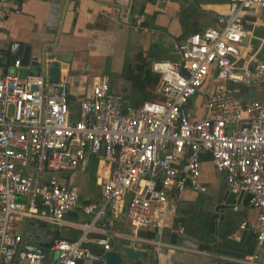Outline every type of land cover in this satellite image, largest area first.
<instances>
[{
	"label": "built area",
	"instance_id": "2783aa9c",
	"mask_svg": "<svg viewBox=\"0 0 264 264\" xmlns=\"http://www.w3.org/2000/svg\"><path fill=\"white\" fill-rule=\"evenodd\" d=\"M9 1L0 0V19ZM217 20L215 27L173 40L170 59L152 62L159 97L125 104L102 73L92 78L77 119L68 106L66 74L52 82L20 73L19 59L13 60L0 75V264L13 260L22 238L12 222L22 216L60 227L69 211L92 215L73 224L81 230L77 239L54 241L57 264L97 259L86 244L105 251L112 239L126 238L112 229L108 215L124 216L134 232L160 229L175 211L176 193L206 191L199 180L205 155L225 173L233 195L247 196L257 213V244L264 247V99L243 98L251 87L264 90V0H229ZM131 27L147 30L139 17ZM87 153L108 167L96 178L95 210L57 180ZM43 173L50 174L45 182ZM93 231L101 235L92 237ZM18 259L44 264L37 252L20 251Z\"/></svg>",
	"mask_w": 264,
	"mask_h": 264
},
{
	"label": "crops",
	"instance_id": "0c3cea01",
	"mask_svg": "<svg viewBox=\"0 0 264 264\" xmlns=\"http://www.w3.org/2000/svg\"><path fill=\"white\" fill-rule=\"evenodd\" d=\"M228 2L69 0L67 4L66 0H10L0 19V50L17 41L32 44L34 53L44 47L46 51L57 49L66 54L77 77L74 80V76H66L70 81L69 110L71 117L77 119L78 105L89 90L92 78L108 71L111 72V91L121 93L125 104L141 102L128 74L134 55L150 54L154 60L171 57L163 48L170 50L173 40L183 30L215 27L217 16L228 9ZM118 7L122 11L117 16ZM123 11H127V15ZM138 17L147 30L132 29L131 24ZM0 61H5L1 51ZM12 62L13 59L10 70ZM134 66L136 70L143 67L141 63ZM19 72L33 70L21 66ZM62 72L65 74V70ZM104 170H108L106 163L87 153L75 169L58 174L57 180L77 191L82 206L93 205L95 210L100 204L96 178L104 174ZM48 176L40 181L45 182ZM199 180L206 191L187 187L176 193L175 211L165 216L160 229L150 226L134 232L124 216L108 215L112 229L126 236L116 240L144 251L149 264L156 261L159 264H244L246 259H253L256 264L264 263V247L257 244L255 236L257 213L247 204V196L233 195L229 191L225 173L215 169L209 155L201 160ZM74 211L77 216L65 215V223L60 227L34 217L25 220L26 216L13 220L12 226L20 233L25 230V241L30 240L33 231L48 234L53 229L59 230L56 239L75 240L81 230L73 224L91 221L92 215L81 209ZM94 225L102 228L103 223L97 221ZM134 233L136 239L131 238ZM90 235L98 237L101 232L93 231ZM85 246L97 257L104 252L92 243ZM15 264H25V261L17 259ZM48 264L57 262L50 257ZM84 264H89V260Z\"/></svg>",
	"mask_w": 264,
	"mask_h": 264
},
{
	"label": "water",
	"instance_id": "95a60500",
	"mask_svg": "<svg viewBox=\"0 0 264 264\" xmlns=\"http://www.w3.org/2000/svg\"><path fill=\"white\" fill-rule=\"evenodd\" d=\"M75 2V0H73ZM165 0H162L164 2ZM161 2V1H160ZM69 3V0H66ZM161 4V3H160ZM117 9V16L120 14L121 8ZM123 14L127 15V11H123ZM250 27H248L249 29ZM248 35L244 38V42L247 41ZM7 48L1 49L2 56L5 58L4 62L0 61V75L6 74L10 71V60L19 59L22 67L31 68L33 72L41 75L43 78L47 77L49 81L56 82L60 79L62 70H65L66 76H74V80H77L72 65L70 64V58L57 49L52 51H46L45 48H41L38 53L33 52L32 44H23L21 42L13 41L6 45ZM55 47V45L53 46ZM136 68H141V66ZM70 87V81L66 80V93L68 95ZM121 94V93H120ZM67 158L64 157V160ZM32 180L35 179V170H32ZM47 172V171H46ZM28 196L25 210L28 209ZM67 216H77L76 211H69ZM27 220V217H24ZM25 230L21 232V241L18 244L15 255L11 264H15L18 259L20 251L37 252L44 255V264H48L51 259L56 262L58 251H51V247L54 244L55 239L59 236V230L53 229L50 233H39L36 231L31 232V238L25 241ZM86 259H78L76 264H84ZM89 260V264H149L147 262L146 253L139 250L135 246L129 245L124 241L118 242L116 239L110 241V249L105 250L102 255L97 259ZM155 264H159L158 261Z\"/></svg>",
	"mask_w": 264,
	"mask_h": 264
},
{
	"label": "trees",
	"instance_id": "16d2710c",
	"mask_svg": "<svg viewBox=\"0 0 264 264\" xmlns=\"http://www.w3.org/2000/svg\"><path fill=\"white\" fill-rule=\"evenodd\" d=\"M203 31V30H201ZM200 32L198 29H187L183 30L180 35L177 36V40L184 38L186 35ZM167 58V57H166ZM163 58L162 60H165ZM171 58V57H169ZM154 61V56L142 53L134 55L133 63L129 69V77L133 80V85L135 87L136 93L141 97L140 101L143 100H153L160 95L156 92V87L159 81V75L152 71L151 64ZM141 63L143 65L142 69L136 70L135 64Z\"/></svg>",
	"mask_w": 264,
	"mask_h": 264
},
{
	"label": "rangeland",
	"instance_id": "374dc122",
	"mask_svg": "<svg viewBox=\"0 0 264 264\" xmlns=\"http://www.w3.org/2000/svg\"><path fill=\"white\" fill-rule=\"evenodd\" d=\"M258 32V31H257ZM163 51H167L169 53V55H171L170 50L163 48ZM166 58V57H165ZM170 59L169 57L166 58V60ZM111 72L108 71L107 75L110 78ZM244 99H256V100H262L264 99V90L262 89V87H251L249 89V91L243 96ZM49 174L48 173H43L42 176L43 177H47Z\"/></svg>",
	"mask_w": 264,
	"mask_h": 264
},
{
	"label": "bare ground",
	"instance_id": "6f19581e",
	"mask_svg": "<svg viewBox=\"0 0 264 264\" xmlns=\"http://www.w3.org/2000/svg\"><path fill=\"white\" fill-rule=\"evenodd\" d=\"M223 9H225V8L223 7Z\"/></svg>",
	"mask_w": 264,
	"mask_h": 264
}]
</instances>
